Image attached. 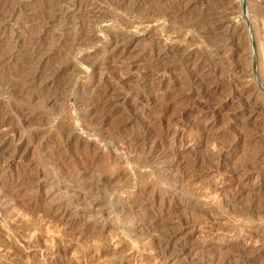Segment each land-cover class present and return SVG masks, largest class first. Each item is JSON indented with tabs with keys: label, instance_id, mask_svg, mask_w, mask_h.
I'll return each mask as SVG.
<instances>
[{
	"label": "rangeland",
	"instance_id": "1",
	"mask_svg": "<svg viewBox=\"0 0 264 264\" xmlns=\"http://www.w3.org/2000/svg\"><path fill=\"white\" fill-rule=\"evenodd\" d=\"M0 264H264V0H0Z\"/></svg>",
	"mask_w": 264,
	"mask_h": 264
},
{
	"label": "bare ground",
	"instance_id": "2",
	"mask_svg": "<svg viewBox=\"0 0 264 264\" xmlns=\"http://www.w3.org/2000/svg\"><path fill=\"white\" fill-rule=\"evenodd\" d=\"M230 46V45H229ZM196 77V76H195ZM194 77V78H195ZM199 102V101H198ZM210 109V108H209ZM245 117H246V115H245ZM218 162V161H217ZM177 163V162H176ZM199 168V167H198ZM194 173V172H193ZM178 178V177H177ZM207 198V197H206ZM234 202V201H233ZM184 224V223H183ZM163 230V229H162ZM159 240V239H158ZM162 241V240H161ZM170 256V255H169ZM164 260V259H163ZM166 263V262H165Z\"/></svg>",
	"mask_w": 264,
	"mask_h": 264
}]
</instances>
